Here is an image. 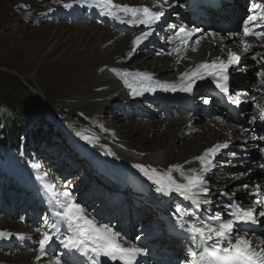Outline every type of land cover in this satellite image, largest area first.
I'll return each mask as SVG.
<instances>
[{
  "label": "bare ground",
  "instance_id": "bare-ground-1",
  "mask_svg": "<svg viewBox=\"0 0 264 264\" xmlns=\"http://www.w3.org/2000/svg\"><path fill=\"white\" fill-rule=\"evenodd\" d=\"M95 1L99 3L106 2L107 4H109L111 8L114 9L113 12H115V15H118L121 18V20L123 18L126 21L132 19L131 14L126 15L122 11H119L115 6H125V5L132 7L146 6L149 9H152L153 7L151 0H148L149 2H143L141 0H113L114 2H111L112 0H95ZM159 1L166 2V0H159ZM184 1H185L184 3L185 6L189 8V6L192 4L191 1L190 0H184ZM247 1L249 0H235V2L232 5L223 4L222 7L217 10V12L214 11L208 12L209 13L208 17H210L208 22H206L203 19H200L199 28L194 29V27L198 25L197 21L196 20L192 21L190 15H187L185 10H182L183 13H181L180 9H182L181 6H183L182 4H180L181 0H173L174 4H176V8L172 10L171 7L175 6L172 4L170 5V9L168 10V12L169 14L172 13L175 14L174 15L172 14V16L171 15L166 16L165 19L163 18V21L171 17L175 22H171L166 26L168 25L173 26V24L177 22L175 20L176 17H179L177 13L178 12L181 13L180 18H182V21L186 25L191 24L192 28L190 29H187L185 25H182L181 27H184L186 30L194 33V35L192 36L193 37L192 41L190 43H188L189 41L187 43H181L178 41V39L174 37V34H172V30L167 31V33H163V29H161L162 26H160L159 30L161 31L162 35L164 36L169 35L171 38V39L169 38L170 39L169 42L164 41L165 43L168 44V46L164 47V49L170 51L169 54L171 56L168 57L163 56L160 53H158L160 52L159 49L158 50L155 49L156 47L155 45L154 47H152L147 42H142L135 51L136 52L135 57H137V55L138 56L140 55L142 57L136 64L140 66L139 69L138 68L134 69L133 68L134 64L128 65V63L133 59L132 57L131 59L128 58L129 53H131L133 50L132 42L138 35L136 33H133L135 31V26L124 22V24L127 27H123L121 25L119 26L112 25L113 26V28H111L112 30H110V28L108 27L103 28L102 26L97 27L92 31L88 30L87 28L82 29V31L84 30L83 32L90 31L89 35L86 34L84 35V37H88L87 44L90 46L87 50V57L84 58L83 60L80 57L78 58L76 57L79 61H77L75 64H78L82 60V65L80 69L82 71L83 69L86 71L87 79H85V81L83 82V83L86 82V84L85 85L83 84V86L78 84L79 88L80 86H82L81 93L78 94L75 93L73 95H70V97L64 98V100L62 101L60 100V102L57 104L58 108H61L63 110L68 109L71 111H79L81 114H86L88 118H94V117L97 118L96 120L94 119V122L92 123H96L97 127L100 130H103V128L100 126L99 119L103 117L104 114L110 112L115 113L113 111L118 110L122 115L121 117L115 115L114 121H116V126L111 128V130L109 131L112 139L114 140V145L111 146L110 148L111 152H113L112 156L117 159L118 163L123 165V167L120 166L121 167V169H119L120 172H123L125 171L124 170L125 168H128L129 170H133L136 173V176L134 175L133 176L137 177V182L140 185L143 184V180L146 178L135 167H133V165L135 164L148 165L152 168L157 169L160 173L167 172V170L170 167L175 165L182 166V171H184L187 174H192L191 173L192 169H196L197 173H199L201 169V164L196 158L201 156L205 152V150L213 147L214 145H224V144H227L228 147L219 149L218 152L215 154V157L221 154V157L226 158L228 156L227 155L228 150L238 149V151H240L238 152V156L240 158L243 157L242 160L246 159L248 157L247 151L250 150L253 151V148L256 147L255 145L260 146V144L256 141V139H253V137L259 136L261 132L264 133V128L263 127L261 128L262 131H259V129L257 131V129L254 128L256 127L254 125V122H257L255 121L257 119L256 115L254 116L256 119L254 121L252 120L250 125L248 123L246 126L242 128L240 126L234 125L235 122L237 121L234 119V112H232L231 109L224 103L227 101L232 103L233 101V104L239 102L237 103L238 105L240 106L243 105L245 107L243 113L237 112V114L240 115L241 117L244 116V114H247L246 112H248V110H246L247 108L246 106L250 102L255 101L254 108L255 107L257 109L261 108L262 102H264V97H263L264 86L261 87V85L264 84L262 83L264 82L263 74L262 76H260L259 73H257L256 77H258V79H256L252 84L253 88L261 89V91H258L257 94H256L257 91L255 90L252 91L253 88L245 89V87L247 88V86L245 85L244 81L239 80L241 77L238 79V81L234 80V73H233L234 66H230L228 69L231 72V76H232L231 78H229L228 81L230 92H232L230 95L218 92L219 90L215 87V84L213 83L214 77L208 75L207 73H205L204 79H200L198 77L196 78V83L194 84L193 91L191 93L183 92L182 94L167 96L156 92V89L161 88V84L163 83H167L169 85L175 84L176 88L183 87L188 82L187 77L181 79V75L183 73H191L196 69V67L199 64H201V62L217 61L218 58L219 60H223L227 62L230 51L236 53L237 56H239L240 58L239 67L241 68V70H248V72H251L255 67H260V65H257L256 63H260L258 61L259 57L264 56V52L262 49L264 43L260 44L259 47H254V46L244 47L241 44L240 36L236 35L238 33V27H237L238 23L243 18H245V13H247V8H248ZM260 2H264V0H252V6L250 5V7L254 8V5L255 4L257 5ZM83 3L85 6L89 5V1ZM159 7L155 8L157 12H164V10H166L164 9L165 7L162 8V6L161 9L158 10ZM189 10L190 11L194 10L192 5L189 8ZM103 11L104 10L102 7L97 9V12L99 14H102L106 19H108L107 23L114 22L115 24L116 22H118L117 19L111 17L110 15H108V13ZM263 12H264V8H263ZM92 22L93 21H90V24ZM212 25L213 26L228 25L227 27L228 29L227 30L218 29L214 33L212 31L209 32L208 30L212 28ZM203 26L209 27V29L207 28L208 30L206 33H202V31H200L201 28L202 30H204ZM53 49L54 48H50L49 51H52ZM11 53L14 55L20 53L19 47L18 46L13 47L11 49ZM239 53L242 55H239ZM27 55L28 54L26 53V56ZM253 57L256 58L254 59ZM39 60L40 59L37 58V55H34L31 58H28V65L31 68L35 69L37 68L39 62L42 63V61ZM180 63L181 65L178 66ZM172 72H174L175 74H171ZM142 74L150 75L153 78L152 81L149 82L147 80H144ZM125 81H127L128 84H132L133 87L137 89V91L143 92V94L140 95V99H143V101L144 100L147 101L148 99L147 92H150V94L154 95L155 99L160 97V100L158 99L159 101L158 105L154 103L147 104L149 105V107H153L152 109H154V114L145 112L146 110L142 111L140 109L139 111L137 110V112H134L136 110L133 111L134 107L130 106L131 105L130 103L134 100H132L130 89L126 85ZM203 81L204 82L206 81V83L210 82L213 84L212 86L210 84L205 88L208 87L209 90L214 94L206 92V90L203 89V87L205 86L204 84H202ZM141 84L145 86L150 84L155 90L144 91L143 88L139 87ZM198 91L205 92L207 95L210 94L212 96L211 98L212 103L211 105L207 104V108H209V110L211 111L209 115L213 117L210 120H208V122H206L205 120L209 115L203 112V108H206V106L197 105L195 108V104L193 103L194 101L192 98L197 96L199 99L198 94L200 93ZM60 92L61 90H59V93ZM217 93L224 94L225 96L217 100L216 99ZM232 95H233L232 100H230ZM253 97H255V100H253ZM202 98L204 99V101L207 100L208 102H211L209 101L210 98H207V96L206 97L202 96ZM170 100H172V102L177 105L178 103H182L179 106L180 109L178 110V113L182 114L183 112L181 113V111L183 110L192 111L195 109L197 114L196 115L191 114V119H192L191 122H188V120H182L180 117H177L178 115H175L176 119L175 118L170 119L171 117L169 118V116L173 115L172 113H174L172 109L173 108L172 103L170 102ZM184 102L187 103L184 104ZM161 104L162 105L165 104L166 106L161 107ZM143 105H146V103L143 102ZM126 109H132L133 114L131 115L130 119L137 118V120H131L132 123L124 124L123 119L125 118V114H123L124 113L123 111H125ZM249 113L250 112H248V114ZM159 116L162 118V120L160 121V126L157 125V123L156 125L159 126V129L162 128L163 130L160 133V135L155 136L156 134L154 130H151L155 123L149 121L148 119L152 117L159 118ZM200 120L205 122L199 124ZM53 122L55 125H62L61 124L62 122L60 121L56 123L55 121ZM120 122H122L121 123L122 125L117 124ZM253 128L255 129L256 132H258L257 136L255 134L254 135L250 134L251 132L254 131ZM149 130H150L149 134L143 135L145 131H149ZM247 134H249L250 136H246ZM258 140L260 142V140L262 139L259 138ZM244 142H247V144H245ZM230 157L232 156L230 155ZM244 162H246L245 166L240 163L244 167L242 168L243 170L246 169L248 166H253V164L249 163L248 160H244ZM259 164L264 165V163L262 162H260ZM215 166L217 165L214 164L211 170L205 174V179L207 182H209L210 178H213L215 172L217 173L219 172L217 171V168ZM230 170L231 169H226V171H230ZM106 175L111 180H113L112 182L117 184V186L110 188L102 184L104 186L103 190L115 192L114 189H117L116 193L124 196L126 195L123 194V190L129 193V195L126 196L124 200H122V204L123 206L124 205L128 206V208L130 209V214H127V212L124 213L126 214L127 217L126 222L131 221L132 222L131 224H134L133 218L130 217L133 216L132 213L134 211L139 212L144 210L139 207L133 208V206L130 204L131 200H128L131 199L132 195H134L133 189L136 190L135 186L133 185V183L126 182L125 178L121 179L119 176H114L112 174L111 175L106 174ZM171 175L179 183L186 182L181 177L180 170L173 169ZM237 179H244V177H238ZM245 180L246 181H244L243 183L247 184L249 186L248 190H250L251 189L250 185H253L254 182L250 179L249 176ZM238 183L239 182L237 183L232 182L231 184H227L226 192L230 193L231 191L235 190L234 187H236ZM102 185L101 187H103ZM149 186L155 188V185H149ZM207 186L210 187L211 185H207ZM98 191L100 192V190ZM136 193H138L137 190ZM100 195H102L103 198L98 200L103 201L105 199L104 198L105 195L104 193H100ZM173 195H175V193ZM220 196H222L220 193L212 195L208 192L207 196H201L200 198L202 200L210 199L213 203L212 198H218ZM242 197H244L241 198L242 201H244L245 199L250 200L248 199L247 195L246 196L242 195ZM2 198H3L2 203L8 205L7 199H10L11 196L9 197V194H3ZM143 198L145 199V197ZM95 200H97V198ZM231 202H232L231 200L227 199V205L230 204ZM26 207L27 206H24L23 208L26 209ZM23 208L21 210H23ZM258 208H262L264 210V203L259 204ZM107 209L109 211V208ZM6 211L9 213V215L6 214V212L5 213L0 212V231L10 233L11 234L9 236L10 238L15 239L17 237H22L21 243L24 244V246L27 248L26 251H28V253L26 254L19 253V255L15 253V255L11 257L8 256V254L6 253H11V251H15L16 249L19 248L18 244H16L11 248H7L10 249L11 251L0 252V261L2 262L4 261L3 263L5 264H55L56 260L51 258L50 256H43L41 259H37L39 255L38 248L35 249L34 251L32 250L34 249L33 247L37 246L38 244V242L34 243L35 242L34 238H36L38 232L36 231V229H33L31 227L30 228L26 227L22 222H12L10 224V222L2 221V219L4 218L10 220V218H12L11 216L14 214V212H16L14 210V206L11 205L10 207H7ZM124 214H121L120 217L119 216L117 217L116 220L118 223H120L121 220L125 218ZM113 215L114 214H111V216ZM10 225L12 226L10 227ZM135 227L136 229H138L137 224L135 225ZM127 229L130 228L121 229L119 233L121 234ZM260 230H261L260 228L257 229V236H258L257 240H255V238L252 237L251 235H248V233L245 234V231L240 233V235L242 236L246 235L247 238H250L251 236L250 239L253 241L252 245L264 247V244L261 243L262 241H264V235L263 233L260 232ZM141 233H143V231H141ZM167 239L168 236L165 235L164 237L158 239L157 241V245H159L162 249L165 248L166 252H168L163 255L160 254L157 255L160 258L162 257L161 258L162 262H160L159 259L156 258L157 256H154V258L151 261H156L157 263L160 264H172L171 257L169 258V260H166V257L173 255V258H177V253H178L177 251L171 252V249H166ZM33 243L34 245H32ZM123 245L125 247H129V246H133V243L131 241ZM9 246L10 245L6 247ZM4 256H7V258H4Z\"/></svg>",
  "mask_w": 264,
  "mask_h": 264
},
{
  "label": "rangeland",
  "instance_id": "rangeland-1",
  "mask_svg": "<svg viewBox=\"0 0 264 264\" xmlns=\"http://www.w3.org/2000/svg\"><path fill=\"white\" fill-rule=\"evenodd\" d=\"M86 1H89V4L94 2L92 4V9L95 10L96 8V11L100 7H102L104 10L103 12H106V13H110L114 11V9L111 8L109 4H107L106 2L99 3L95 0H0V135H2V137H5L4 149L9 148L12 145H15V146H18L24 149L26 146V143L30 142V139L28 137L24 138L22 136L27 133H28L27 135H30V136L32 135L34 137L35 145H43L42 144L43 142L48 148H51L53 145H57L55 144V140H53V138L57 136H50V133L52 132L49 129H51L50 127H52V123L54 124L53 121H55V123L58 121L60 122L63 121L64 123L62 122L61 123L62 125H65L67 127V125L65 124L66 122L77 132L79 137H75V138H78L82 144H89L90 147L97 149L98 155H92L93 158H95V160H93L94 164H96L97 166H101L105 169H108L106 168V165L110 164L113 167H115L117 170H119L121 169V167H123V165L118 163L117 159L112 156L113 152H111L110 148L111 146L114 145V140L112 139L109 131L111 130V128L116 126V121H114L115 115L121 117L122 114H120L118 110H116L117 112L114 110L113 112L115 113L110 112V113L104 114L103 117L99 119L100 126L103 128V130H100L97 127L96 123H92L94 122V119L96 120L97 118L95 117L88 118L86 114H81L79 111H71L68 109L63 110L61 108H58L57 106L60 100L62 101L64 100V98L70 97V95H73L75 93L77 94L81 93L82 91L81 88L83 84L84 85L86 84V82L83 83L85 79H87L86 71L84 69L82 71L80 67L82 65V60L87 57V50L90 46L87 44L88 37H84V35L85 34L89 35L90 31L83 32L84 30L82 31V29L87 28L88 30L92 31L95 28L100 27V26H102L103 28L108 27L110 28V30H112L111 28H113L112 24H114V22L106 24L104 22H99L95 18L89 17V16L84 17L85 20L89 22V24L79 25L77 22H71L68 16L70 15L69 10H67L65 7H62V5L63 4L71 5L70 8H74L76 5V2H78L82 6H85L83 2H86ZM141 1L149 2L148 0H141ZM249 2L250 0L247 1L248 3L247 10L250 8V5L252 6V0L250 3ZM184 3L185 1L181 0L180 4L183 5L181 6L182 9H180L181 13H183L182 10H186L185 8L186 6ZM172 4L175 5L171 7L172 10H174V8H176V4H174L173 0L172 1L166 0V2L160 1V4H159L160 7L158 8V10L161 9V6L162 8L165 7L164 9L166 10H164V12H167V16L168 15L172 16V14L174 15L175 13L169 14L168 12V10L170 9V5ZM88 7L89 5H86V10ZM53 11H58L59 15L60 13L63 12L65 15L62 14V17L60 16L59 19L57 20V19H54L56 18L55 16L57 12L55 13ZM181 13L179 12L177 13L179 17H176L175 20L177 22L173 24V26L163 25L161 27V29H163V33H167V31L172 30V34H174L175 28L177 29V26L179 27L182 25H185L187 29L192 28L191 24L186 25L182 21V18H180ZM110 16L113 17L112 15ZM165 17L166 16H163L162 18L165 19ZM167 20H168V24L171 22H175L171 17L167 18ZM90 21H93V22L90 24ZM117 21L119 22V20ZM240 22L238 23V25L240 24ZM81 23L83 24V21ZM199 26L200 25H196L194 29L199 28ZM214 26L212 25V28L210 30H208L209 27L203 26L204 30H202L201 28L200 31H202V33H206L208 30L209 32L212 31L214 33L218 29L219 30L228 29L227 28L228 25H219V26L214 25ZM89 28H92V29H89ZM139 29H140V26L138 27L135 26V31L133 33L137 34ZM159 37H160V40L163 41L165 46H168V44L165 42L170 41L169 39L170 36L162 35L161 31L159 30ZM147 43L150 44L149 42ZM155 43L157 44L160 43L159 39H156ZM15 46H18L20 49V53H18L17 55H14L11 53V49ZM155 46H156L155 49L157 50L163 49L167 51L168 54L170 53V51L162 48L161 46H157L156 44ZM50 48H54V49L52 51H49ZM26 53L28 54L27 56H26ZM34 55H37V58L42 61V63L39 62V64L37 65V68L35 69L31 68L28 65V58H31ZM239 55H242V54L239 53ZM135 56H136V52H135V55L132 56L133 59L128 63V65L134 64L133 68L139 69L140 66L136 64L142 57L140 55L139 56L137 55V57ZM76 57L82 58V60L78 64H75L77 61H79ZM181 63L178 66H180ZM259 69L261 70L262 68L255 67L253 71L248 72V70L242 71L240 67L238 70L234 68V71H233L234 80L238 81V79L242 76L245 77L244 83L246 81L250 82V81L256 80L258 79V77H256L257 73H259V75L262 76V72H260ZM4 71H7V72H4ZM174 72H172L171 74H175ZM78 84L82 86H80L79 88ZM202 84L205 85L203 87L204 90H206L205 88L206 86L210 84L211 86L213 85L210 82L206 83V81L205 82L203 81ZM179 89L180 87L177 88L176 91H171V90L164 91L162 88H159V89H156V92L162 95L172 96V95L182 94L184 92ZM245 89H248V87ZM59 90H61L60 93H59ZM198 92L200 93L198 94L199 99L197 96L192 98L194 101L193 103L195 104V108L197 105L206 106V108H207V104L210 103L209 105H211L212 96L210 94L207 95L205 92H200V91ZM257 93L258 91L256 92V94ZM147 94H148L147 101L145 100L143 101V99H140V95L135 96V97L131 95L132 100L142 102L140 106L135 102H133V105H130L134 107L133 111L136 110L134 112H137V110L139 111L140 109L142 111L146 110L145 112L154 114V109H152L153 107H149V105L147 104L154 103L158 105L159 103L158 99L160 100V97L155 99L154 95L150 94V92H147ZM202 96L203 97L207 96V98H210L209 101L211 102H207L205 104V101L202 98ZM221 97H222L221 94L217 93L216 99L219 100L221 99ZM232 97L233 95L231 96L230 100H232ZM6 99L12 101V103L7 105L5 103ZM143 102L146 103V105H143ZM170 102L172 103V107H173L172 109L174 112L172 113L173 115L169 116V118L171 117L170 119L172 118L176 119L175 115H178L177 117H180L182 120H188V122H191L192 120L191 114H195V115L197 114L195 109L192 111L183 110L181 111V113L182 112L183 113L180 114L178 113V110L180 108L178 107L177 109V104H174L172 100H170ZM254 102H250L249 104H247L246 110H248V112L250 113L248 114V112H246L247 114H244L246 116V118H244V121L238 120L236 121L234 125L240 126L242 128L246 126L248 123L249 125L251 124L252 120L250 118H252L254 114L253 111L254 110L258 111L256 107L254 108V104H255ZM232 104H233V101H232ZM163 106L165 107L166 105L164 104ZM123 112L122 113L125 114V118L127 119V120L125 118L123 119L124 124L126 123L130 124L132 123L131 120H137V118L130 119L131 115L133 114L132 109H126ZM212 117L213 116L209 115L205 121L208 122V120H210ZM159 118L152 117L148 119L149 121H152L153 123H155L153 128L151 129V130H154L156 134L155 136L160 135V133L163 130L162 128L159 129L160 121L162 120L160 116ZM49 121L51 122V124ZM205 121L200 120L199 124H202ZM121 123L122 122L117 123V124L119 125ZM156 123L159 126H157ZM62 125H53L54 127V129L52 127L53 132L56 133L55 131L59 129L58 127H62ZM254 128L256 129V127ZM255 129L250 134L251 135L255 134L257 136L258 132H256ZM149 132L150 130L145 131L143 135H147L149 134ZM246 136H250V135L247 134ZM84 137H88V139H85ZM67 140L71 142H76V145L79 144L76 140H73V139H67ZM57 146H59L61 150L65 151V148L63 146H60V145H57ZM0 148H2V146ZM236 151L240 152L238 151V149L228 150L227 151L228 156L226 158L230 159V155L232 153H237ZM258 151H259L258 148L255 149L254 151H251V150L247 151L248 157L244 159V160H248L249 163L253 164V167H256V166L258 167L260 165L259 164L260 161H257L259 158ZM109 152L112 154H109ZM51 155L53 154L44 153L43 159H47ZM68 155H69L68 156L69 158L72 157V153L71 154L68 153ZM50 159H52L51 164L49 163L46 164L45 160H43V163L45 167H48L47 170L53 175L55 182H57L59 178L58 171H60L62 174L68 172L66 179H68L69 182L71 183L75 182L78 179L80 180V175L79 177H77L75 175L77 174V172L71 170L68 166V163H71L73 159H70L69 162L66 161V163L65 161H61L63 160L62 157H57L53 155L50 157ZM237 159H240L241 161L243 157L240 158L238 156ZM80 162L83 163L82 161ZM236 166L237 165L235 162H232L231 165H229V168H226V166H223L221 164L220 165L217 164V166H215L217 168V171L219 172L214 173L213 178H210L209 182L207 183V185H211V186L210 187L207 186V187L209 189V193L212 195H215L218 193L220 194L224 193V195L218 198L211 197L214 201L217 202V203L213 202V206L215 210H218L219 206L217 205L221 202L223 203L222 206H226L227 199L231 200L232 202L233 201L242 202L241 198H244L242 197V195H245V196L247 195L248 199H250V193H253L255 191H254L253 185H250L251 189L248 190L249 186L243 183L244 181H246L245 179H247L248 176L254 183L256 181H259L260 178L263 179L262 174H260V172L257 170L259 169V167L258 168L256 167L257 169L253 170L252 166H248L246 169L243 170L242 168L244 167L241 166V164L238 165L237 167ZM53 167L55 168V170H53ZM95 169L99 171V167H95ZM226 169H231V170L226 171ZM82 170H84L83 167L79 166L78 172L81 175L83 174V172H85ZM101 171L103 170L101 169ZM88 174H92L93 176L95 175L98 176L97 173L93 174V173L88 172ZM90 177L91 176H89L88 178L86 177L85 182L82 181L80 183L79 190L81 192H88V191L95 190L94 192H97V193H98V190H100L97 200L103 198V196L100 195V193H103L104 191L103 190L104 186L102 185L103 183H101V177L98 176L99 177L98 181H95L91 179ZM238 177H244V179H237ZM82 179L83 178H81V180ZM263 181L264 179L260 181L259 183H262ZM232 182H236V183L239 182V183L237 184L236 187H234L235 190L231 191L230 193H227L226 185L231 184ZM97 185H98V188H97ZM101 185L103 187H101ZM245 185H247L248 187H245ZM113 186H115V184ZM114 190L115 192H117V189H114ZM13 193H14V190L12 189L9 195V197L11 196V198L7 199L8 205H6L5 203H2L3 195L0 196V203L2 206V207L0 206V212L2 213L6 212V214L9 215V213L6 210H7V207H10V205L14 206V210L16 211L11 216L12 218H10V220H7L4 218L2 219V221L10 222V224L12 222H22L26 227H29V225L23 222L24 215L26 214V211L23 208L24 207L23 199H20L18 197L16 198V196L12 197ZM123 194H125L126 196L129 195V193H127L124 190H123ZM133 194L134 195H132L131 199H128V200H131L130 204L133 206V208L139 207L140 205L144 203V198L143 196H140L138 193H136L134 189H133ZM126 196L115 193L116 199L124 200ZM134 197H141V201L137 200L139 201L137 202ZM122 200H121V205L119 206V208L122 210L121 214H124L125 212H127V214H130V209L128 208V206H125V205L123 206ZM244 202L249 203L250 200L245 199ZM144 207L147 209L149 208L143 204V209L145 210L144 214H147L149 211L145 209ZM22 208L23 210H21ZM29 208L30 206L26 207V209H29ZM91 209L94 210V208H91ZM20 211H22L21 213L22 216H17ZM103 211L104 212L108 211L106 206ZM136 213L137 212L134 211L132 213L133 216H130L133 218L134 223H135ZM115 216L120 217L121 215L116 214L114 215V217H110V222L112 221L111 218H115ZM141 216H143V214H140V217ZM124 217H125L124 219L127 220L126 214H124ZM112 223H117V221L113 220ZM130 223L132 222L130 221ZM109 225L111 226V224ZM11 226L12 225H10V227ZM260 232L263 233L264 235V231L262 229L260 230ZM136 237H134V239H136ZM128 240L131 241V239H128ZM35 248L36 249L38 248V244L37 246H35ZM17 250L18 249L15 250L16 252L14 251L11 255H8V256L11 257L15 255V253L19 255L20 251L19 250L17 251ZM34 250L35 249H33L32 251ZM23 252H25V254L28 253L26 251H23ZM4 258H7V256H4ZM160 262L162 261L160 260ZM152 264H160V263L153 261Z\"/></svg>",
  "mask_w": 264,
  "mask_h": 264
},
{
  "label": "snow or ice",
  "instance_id": "snow-or-ice-1",
  "mask_svg": "<svg viewBox=\"0 0 264 264\" xmlns=\"http://www.w3.org/2000/svg\"><path fill=\"white\" fill-rule=\"evenodd\" d=\"M71 7V5H66ZM119 11L126 15L131 14L132 19L128 21L121 20L115 12L108 13L122 23L126 22L133 26L145 25L151 29L164 16L163 12L152 11L148 7H132V6H115ZM253 14L248 15L242 22V37H264V14L257 15L255 10H250ZM261 29L257 32L256 29ZM149 35L150 31H146L141 36H137L133 43V50L129 53V59L135 55L136 49L139 47ZM194 35L193 32L180 27L174 31V37L181 43H187ZM240 36L241 33H237ZM171 39V38H170ZM190 46V45H189ZM254 59L256 57H253ZM239 56L234 52H229L227 62L223 60L202 62L191 73H183L181 79L188 78L186 85L179 90L185 93L193 91L196 78L204 79L205 73L213 76L215 87L224 94L229 93V74L230 66H235L239 63ZM143 79L152 81V77L147 74H142ZM126 85L130 89V94L135 97L142 95L143 92L137 91L132 84ZM159 83V82H157ZM264 83V82H262ZM139 87L144 91H154L155 89L149 84L147 86L141 84ZM164 91H176L175 84H161ZM255 100V97H253ZM208 101L205 100V103ZM239 103V102H237ZM256 118H253V121ZM259 119L264 122V107L260 108ZM247 131V130H246ZM88 139V137H84ZM256 139V137H253ZM228 145H214L205 150V152L196 159L201 164V169L197 173L196 169H192V174H187L182 171V166L175 165L170 167L167 172L160 173L157 169L148 165L135 164V167L148 181L156 186V191L164 196H170L173 193L177 194L184 201L190 202L196 208L202 204H211L210 199H201V196H207L209 189L205 174L212 168V160L215 154L221 148H227ZM264 152V148L261 149ZM112 154V153H109ZM235 155V153H233ZM264 167V165H262ZM173 169L180 170L181 177L185 183L177 182L171 172ZM39 179V178H38ZM45 187H51L45 185ZM245 187H248L245 185ZM259 192V186H256V191L250 195H256ZM221 195H224L222 193ZM57 203L60 210L55 212L56 217L61 221L66 234L60 236L59 244L66 250L67 253H80L84 256H90L92 264H99L101 258H111L113 260L119 258L122 264H137V257L144 255L145 250L141 247L129 246L125 247L120 241L122 239L119 232L114 231L110 225L98 224L95 220L89 218L82 206L74 201L69 191H64L57 195ZM257 203H262L257 201ZM229 209V219H223L221 213H215L197 220L193 218L181 224L183 230L188 234L194 248L188 252L189 264H264V247L254 246L251 241L246 238V235L239 234L237 229L244 228L245 234L251 230V225L258 223L257 214L253 208L247 210L242 209L234 201L225 206ZM184 209H177L179 218L183 220ZM264 217V210L258 213ZM211 222V223H210ZM53 228L59 233L60 228L53 225ZM235 234V235H234ZM11 234L0 231V238L9 237ZM22 238V237H21ZM54 242L53 236L45 231L38 240L39 255L37 259H41L46 255L47 246ZM264 244V241L261 242ZM55 264H62L61 259H56Z\"/></svg>",
  "mask_w": 264,
  "mask_h": 264
},
{
  "label": "trees",
  "instance_id": "trees-1",
  "mask_svg": "<svg viewBox=\"0 0 264 264\" xmlns=\"http://www.w3.org/2000/svg\"><path fill=\"white\" fill-rule=\"evenodd\" d=\"M5 103L8 105V104H11L12 101L6 99ZM21 109H22V108H21ZM21 109H19V110H21ZM24 109H25V107H24ZM22 110H23V109H22ZM68 127H69L70 129H73L71 126H68Z\"/></svg>",
  "mask_w": 264,
  "mask_h": 264
}]
</instances>
